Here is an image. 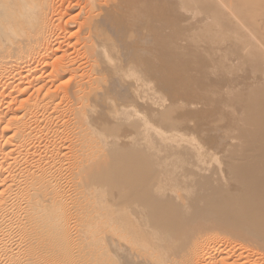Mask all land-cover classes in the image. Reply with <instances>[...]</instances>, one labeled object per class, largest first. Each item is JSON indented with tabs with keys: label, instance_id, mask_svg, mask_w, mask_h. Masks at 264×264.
<instances>
[{
	"label": "bare ground",
	"instance_id": "6f19581e",
	"mask_svg": "<svg viewBox=\"0 0 264 264\" xmlns=\"http://www.w3.org/2000/svg\"><path fill=\"white\" fill-rule=\"evenodd\" d=\"M0 264H264V0H0Z\"/></svg>",
	"mask_w": 264,
	"mask_h": 264
}]
</instances>
